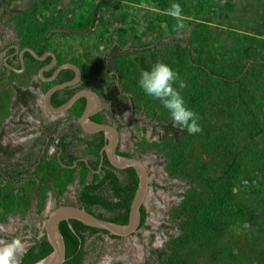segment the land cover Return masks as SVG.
<instances>
[{
    "label": "rangeland",
    "instance_id": "obj_1",
    "mask_svg": "<svg viewBox=\"0 0 264 264\" xmlns=\"http://www.w3.org/2000/svg\"><path fill=\"white\" fill-rule=\"evenodd\" d=\"M7 1L0 0V15ZM103 1L14 0L0 22V32L8 40L30 46L51 31L52 50L65 60L76 58L89 63L96 75L107 82L110 79L103 66L105 29L112 31L108 38L117 41V30L128 27L131 21L145 43L173 31L189 32L190 37L202 43L199 57L206 64H242L245 50L254 59L264 57V0H185L188 11L182 10L179 17L171 16L162 0H110L107 6L96 9ZM199 9L204 11L198 12ZM90 18L94 19L90 29H73ZM57 23L60 28L54 27ZM152 23L154 29L150 28ZM198 23L204 26H200L195 37L191 31ZM179 24L183 28H178ZM185 52V48L161 46L132 54L128 56L132 60L129 68L117 72L122 95L106 103L124 126L122 149L147 164L155 186L146 201L149 217L141 233L122 239L90 238L86 264H160L159 259H153L156 251L177 256L188 264H264V72L253 71L246 80L247 88L240 94L230 96L218 87L211 101L201 102L198 108L192 106L191 110L199 116L202 134L183 145L182 139L168 130L170 119L161 102L145 95L138 80L142 71L150 70L157 62L168 64L181 78ZM196 78H190L191 84ZM202 79L203 85L207 81ZM14 82L20 81L8 76L0 85V111L6 101L15 102L11 99ZM174 87L180 92L183 89L179 82ZM184 96L188 102L197 99L191 93ZM33 123L23 108L14 103L10 118L0 123V131L8 134ZM29 128L31 133L35 132ZM152 142L162 143V150L148 149ZM180 151L184 156L179 173L174 176L172 171ZM234 160L238 165L231 169V179L227 178V188H223L225 192L231 188L235 197L227 203L223 228L206 245L195 239L190 225L198 211L208 204L209 191L207 187L199 189L187 205L183 204V194L195 185L197 176L217 179ZM44 175L40 173L19 188L0 182V201L10 191L19 197V209L6 221L0 220V228L4 229L5 239L18 237L25 242L26 249L31 239L45 231L50 213L61 205H74L79 196L77 182L62 197H55L50 191L40 213L36 186Z\"/></svg>",
    "mask_w": 264,
    "mask_h": 264
},
{
    "label": "trees",
    "instance_id": "obj_2",
    "mask_svg": "<svg viewBox=\"0 0 264 264\" xmlns=\"http://www.w3.org/2000/svg\"><path fill=\"white\" fill-rule=\"evenodd\" d=\"M14 0H8L6 9L2 15H0V22L3 21L8 8ZM185 0H162L164 7L170 9L173 4H178L183 11H188ZM110 0H104L96 9L107 6ZM230 6V3H228ZM204 11L199 9L198 12ZM94 19L90 18L86 23H79L74 30L81 29L87 30L92 27ZM202 23L194 25L192 33L194 36H198V29ZM56 28H60L61 24L54 25ZM155 24H151V29H154ZM109 28L105 29V43H106V63L109 66V70H125L129 68L130 55H135L139 52H147L150 49H157L161 46L172 47L177 50L185 48V55L183 56L182 65V77L180 80L186 81V87L180 92L184 98L185 104L188 108H198L201 106V102L208 103L213 98L214 90L218 87H223L224 90L231 96L240 94L246 87V80L250 74L257 70L264 72V57L254 59L248 50H245L243 56V63L238 64L234 61L233 65L227 67L217 62L216 64H206L199 57L202 43L198 38H192L189 36V32L185 30L173 31L166 37H157L156 40L150 42H143L140 37V33L137 27L130 22L128 27L120 28L117 30L118 39L113 41L108 38L111 34ZM52 32L50 31L44 37L36 42V44L30 45L31 47L41 46L39 55L49 47V42L52 38ZM134 35V37H130ZM132 38V39H131ZM135 41V45H131L130 42ZM32 42V41H31ZM32 58V57H31ZM33 61L35 59L32 58ZM65 61L61 59V63ZM72 63L79 66L84 74L85 78L95 79L97 77L95 69L89 65V63L82 62L81 59L73 58L70 60ZM104 66V64H103ZM64 78L62 80L72 79L75 76L74 71H64ZM118 74V73H117ZM196 74V75H195ZM5 75L0 77V81ZM197 77L193 80L192 84L190 78ZM206 78L207 82L201 84L202 78ZM190 82V83H189ZM247 91V89H246ZM60 93V92H59ZM188 93L194 94L196 100L188 102L184 96ZM248 93V92H247ZM71 94L66 95L62 100L54 102L55 107H59L66 103L70 99ZM193 96V97H194ZM84 110V106H77L75 114L80 116ZM166 117L170 119V123L167 126L168 130H172L176 138L182 139L184 145L189 139H194L202 134V131L195 135H189L187 130L177 129L173 126V121L170 112L164 108ZM7 112V111H6ZM102 133V132H101ZM104 134V133H102ZM80 140L87 144L88 151L96 156L98 159L100 156V149L103 146V141L99 144L97 141L90 143L87 139ZM63 148H66V144H62ZM170 146V144H168ZM148 149L162 150V143L152 142L148 144ZM147 151V149L145 150ZM9 155V152L6 151ZM184 152H178V161H176V167L172 171V175L176 176L179 173V166L182 163V157ZM54 159L46 160L42 159V162L36 167L35 171H32L33 165L31 164L28 170H20V162H9L3 165V161L0 159V180L2 183H6L10 186L16 185L21 182L23 175H31L27 181L34 180L40 173L45 174L37 184V190L40 194L38 201V211L41 213L48 200V192H53L55 197H62L66 194L68 186L73 184L77 179L79 184V196L78 206L84 208L87 211L93 213L101 219H106L118 224L126 225L129 222V215L131 205L134 200L135 194L139 186V176L135 169L129 170H112L104 167L102 173H96L93 170L98 169V165H94V162H90V166L86 163H80L77 167H65L63 163L67 165L74 164V157L70 161H63L60 163L55 156ZM64 160V157H63ZM236 160L232 162L229 168L224 172V175L217 179L205 177L200 174L194 179L195 185H192L184 194L183 204L187 205L188 199L196 194L199 189L207 187L209 191L208 204L198 211L195 219L191 223L190 227L194 232L195 239L204 244H211L215 239L216 231L222 229L224 220L226 219L228 210L227 203L229 200H233L235 195L231 188H228L225 192L226 180L231 176V169L233 166H237ZM48 170V171H47ZM129 171V180L124 183L119 173L122 176H126ZM49 172V173H48ZM77 172H79L77 174ZM91 176V178H90ZM35 184V182H33ZM220 184L219 187L217 185ZM223 186H225L223 188ZM227 188V187H226ZM112 193V194H110ZM18 195L15 191H10L3 200L0 201V220L6 221L7 217L16 212L19 209ZM118 199V201H116ZM142 225L145 226L149 213L146 209L142 208ZM61 231L64 235L67 255L64 264H86L89 256V251L86 248L87 242L90 238L97 236L98 240H104V237L109 235L113 239H121L114 235H111L108 231L92 228L84 225L77 220L64 221L60 225ZM32 245L26 250L21 257V264H35L42 259L48 257L53 252V247L50 245L46 233L40 238L36 237L31 239ZM155 254H158L156 258ZM153 255V259H159L160 264H188L177 256H171L156 251ZM120 264V263H118Z\"/></svg>",
    "mask_w": 264,
    "mask_h": 264
},
{
    "label": "flooded vegetation",
    "instance_id": "obj_3",
    "mask_svg": "<svg viewBox=\"0 0 264 264\" xmlns=\"http://www.w3.org/2000/svg\"><path fill=\"white\" fill-rule=\"evenodd\" d=\"M29 49L33 50L40 57H43L47 52H52L56 55V62L53 63V58L50 55H48L45 60H37L28 51ZM40 50L41 46L31 47L29 45H21L15 40H8L7 37L3 36L0 32V77L5 75L0 81V85L5 83L8 76H10L11 79H19L20 82H14L12 87L14 92L11 99L15 101L14 103L21 106L23 112L34 122L31 126L25 125L24 129H18L16 132L12 131L11 133L5 134L4 130L0 131V159L3 161V165H6L9 162L16 163L19 161L21 164V171L28 170L31 164L33 165L32 171H35L36 167L42 162V159L55 160L54 157L56 156L60 163H63V161H70L74 157L73 165L70 166L63 163V166L71 168L77 167L80 163H86L90 166V162L92 161L94 162V165H98V169L93 170L96 173H102L104 167L112 170H129L130 168H115L110 163L107 154H102V150L107 144L105 134H102L101 132L88 133L82 128L80 119L87 106V98L79 99L76 104L64 114H54L46 109L44 104L45 94L56 85L74 80L76 78V72L68 68L63 69L59 72L55 80L48 81L47 79L53 77L58 68L66 63L72 62L65 60L61 63L62 56L50 47L46 48L42 55H39ZM31 57L35 59V61H33ZM6 62L15 69L8 67ZM53 64L54 66H52ZM103 64L110 79L109 82L105 81L98 75L95 79L85 78L81 68L78 66L82 72L81 80L74 86L57 91L52 97L51 104L54 108H58L54 106V102L62 100L69 93L71 94V99L75 94L83 90H92L96 92L102 100V107L96 115L92 116L91 119L118 128L121 134L120 143L117 149L118 154L135 157L132 153L122 149L124 126L119 122L116 113L111 111L106 103V101H115L122 95L120 76L115 70H109V66L106 63V52L103 56ZM41 70H44L43 78L40 76ZM67 70L74 71L75 76L72 79L62 80L64 78L63 73ZM14 103L6 101V103L3 104L0 111V123H3V121H7L8 118H10ZM77 106H84V110L80 116L75 114ZM29 127L35 129V132L31 133L30 131L32 129ZM27 132L30 133L26 134ZM80 138L87 139L90 143L97 141V143L100 144L103 141L104 144L100 149L101 157L98 159L91 154L88 151V145L83 143ZM63 143L66 144V148H63ZM6 151L9 152V155L6 154ZM78 173L79 172H77V174ZM119 175L124 183L128 182L129 176L127 175H129V171L126 176H122L121 173H119ZM28 177H31V175H23L21 177V182L16 183L13 187H21L25 183V180L29 179ZM78 181L79 180L77 179L75 182L78 183ZM153 186H155V183L151 179V187ZM116 201H118V199H116ZM74 205H78V200ZM143 207L146 209V203ZM146 225L147 222L145 226ZM145 226H141L139 232L134 236L139 235ZM44 233H46V231H44L38 238L43 236ZM109 238L111 237L109 236ZM32 244L31 241L30 246ZM27 249H25V252ZM155 256L158 258V254H155Z\"/></svg>",
    "mask_w": 264,
    "mask_h": 264
},
{
    "label": "water",
    "instance_id": "obj_4",
    "mask_svg": "<svg viewBox=\"0 0 264 264\" xmlns=\"http://www.w3.org/2000/svg\"><path fill=\"white\" fill-rule=\"evenodd\" d=\"M37 60H45L48 55L53 58V63L56 62V55L52 52H47L43 57L38 56L33 50H28ZM6 65L12 69L13 66L6 62ZM54 66V64L52 65ZM51 66V67H52ZM72 69L76 72V78L72 81L65 82L60 85L52 87L44 96V104L48 111L54 114H64L71 109L76 102L81 98H87L88 103L83 115L81 116L80 123L84 131L88 133L105 134L107 144L102 150V154L106 153L110 163L117 169L133 168L139 176V186L135 194L134 200L131 205L129 222L126 225L118 224L106 219H101L93 213L84 208L75 205H61L54 209L46 223V236L53 247V252L46 258L35 264H64L66 261L67 247L64 235L61 231L60 225L64 221L77 220L86 226L108 231L111 235L119 238H127L137 234L142 225V208L145 205L151 189V176L147 165L140 159L132 156H123L118 154L117 149L120 143L121 134L118 128L107 124L99 123L92 120V116L96 115L101 107L102 100L100 96L92 90H83L75 94L64 105L54 108L51 104L53 95L67 87L74 86L82 78V72L78 66L72 63H66L58 68L53 77L47 79L53 81L56 79L59 72L63 69ZM43 71H40V76L43 78Z\"/></svg>",
    "mask_w": 264,
    "mask_h": 264
},
{
    "label": "clouds",
    "instance_id": "obj_5",
    "mask_svg": "<svg viewBox=\"0 0 264 264\" xmlns=\"http://www.w3.org/2000/svg\"><path fill=\"white\" fill-rule=\"evenodd\" d=\"M182 9L178 4H173L169 14L179 17ZM178 28H183L179 24ZM179 82V88L186 87V83L180 80L179 74L168 64L157 62L150 70H144L140 74L138 86L145 95L159 100L162 106L167 109L172 117L173 126L181 130H187L189 135H195L202 131L198 114L188 108L180 91L174 87ZM4 229L0 228V264H21V257L26 246L18 237L11 240L4 238Z\"/></svg>",
    "mask_w": 264,
    "mask_h": 264
}]
</instances>
